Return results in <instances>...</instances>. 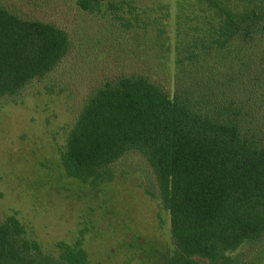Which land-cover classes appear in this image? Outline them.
<instances>
[{
	"label": "rangeland",
	"instance_id": "obj_1",
	"mask_svg": "<svg viewBox=\"0 0 264 264\" xmlns=\"http://www.w3.org/2000/svg\"><path fill=\"white\" fill-rule=\"evenodd\" d=\"M1 1L24 19L56 25L72 46L46 77L0 98V223L16 217L46 255L81 242L88 264H170V216L146 156L131 149L72 176L62 161L69 131L104 81L146 77L173 97L180 72L195 78L185 70L209 60L235 64L223 103L253 108L263 122L264 0H248L262 8L259 28L229 40L206 0H104L100 13L82 10L77 0ZM198 48L204 54L197 58ZM185 58L195 64L183 66ZM33 247L27 255L39 256ZM229 255L235 264H264V245L245 243Z\"/></svg>",
	"mask_w": 264,
	"mask_h": 264
},
{
	"label": "trees",
	"instance_id": "obj_2",
	"mask_svg": "<svg viewBox=\"0 0 264 264\" xmlns=\"http://www.w3.org/2000/svg\"><path fill=\"white\" fill-rule=\"evenodd\" d=\"M77 1L84 11L103 10L104 0ZM206 2L220 16L226 40L251 34L263 20L262 8L248 0ZM110 9L117 11L112 3ZM71 46L56 25L24 19L0 0V98L46 77ZM198 50L197 58L204 54ZM186 61L194 63L185 58L183 66ZM205 63L182 69L195 78L180 72L173 97L146 77L104 81L87 95L62 153L72 176L131 149L146 156L170 216V264H235L230 252L245 243L264 245V118L258 123L253 108L223 103L235 64ZM29 244L40 251L16 217L0 223V264H88L81 242L62 244L56 255L32 257Z\"/></svg>",
	"mask_w": 264,
	"mask_h": 264
}]
</instances>
